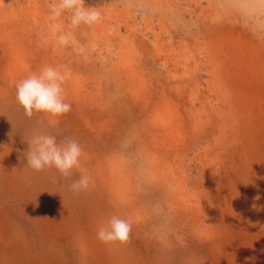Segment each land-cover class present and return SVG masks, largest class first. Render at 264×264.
<instances>
[{
  "label": "rangeland",
  "instance_id": "obj_1",
  "mask_svg": "<svg viewBox=\"0 0 264 264\" xmlns=\"http://www.w3.org/2000/svg\"><path fill=\"white\" fill-rule=\"evenodd\" d=\"M55 2L0 0V264H264V0H86L76 28ZM46 65L71 110L29 117L15 83ZM55 133L90 190L27 166ZM114 215L127 243L97 239Z\"/></svg>",
  "mask_w": 264,
  "mask_h": 264
},
{
  "label": "clouds",
  "instance_id": "obj_2",
  "mask_svg": "<svg viewBox=\"0 0 264 264\" xmlns=\"http://www.w3.org/2000/svg\"><path fill=\"white\" fill-rule=\"evenodd\" d=\"M70 13V24L73 28L81 24H98L102 20V13L93 7L86 6V0H56L51 5L50 16L55 20ZM61 45L68 43L65 36L59 38ZM68 74L51 65L44 66L39 73H33L15 83V99L23 108L25 114L32 117L34 114H47L59 117L71 110V104L65 100L64 83ZM60 134L37 135L27 140L26 164L34 171L45 168H55L62 177L69 178L74 169L80 170V176L69 185L74 194L90 190L93 185L91 176L86 169L81 168L80 158L83 149L75 139H59ZM131 223L118 216H112L107 224L101 225L97 230V239L103 243L121 244L130 239Z\"/></svg>",
  "mask_w": 264,
  "mask_h": 264
}]
</instances>
